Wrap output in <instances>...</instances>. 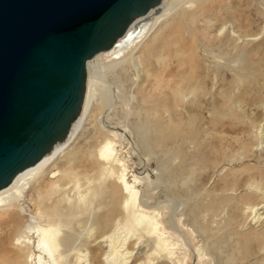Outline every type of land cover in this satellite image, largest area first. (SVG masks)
<instances>
[{
	"label": "rangeland",
	"instance_id": "374dc122",
	"mask_svg": "<svg viewBox=\"0 0 264 264\" xmlns=\"http://www.w3.org/2000/svg\"><path fill=\"white\" fill-rule=\"evenodd\" d=\"M173 2L147 37L96 61L82 125L16 213L30 223L39 210L67 208L53 188L66 185L76 202L102 184L103 205L94 210L105 217L116 198L128 197L122 174L138 193V211L159 225L153 234L143 225L121 232L132 253L127 264H264V0ZM110 142L118 162L111 165L102 156ZM83 218L78 250L61 264H105L109 250L93 221L106 220ZM14 232L0 224V264H39L37 237L32 257Z\"/></svg>",
	"mask_w": 264,
	"mask_h": 264
},
{
	"label": "water",
	"instance_id": "95a60500",
	"mask_svg": "<svg viewBox=\"0 0 264 264\" xmlns=\"http://www.w3.org/2000/svg\"><path fill=\"white\" fill-rule=\"evenodd\" d=\"M163 0H0V191L70 136L88 62Z\"/></svg>",
	"mask_w": 264,
	"mask_h": 264
},
{
	"label": "bare ground",
	"instance_id": "6f19581e",
	"mask_svg": "<svg viewBox=\"0 0 264 264\" xmlns=\"http://www.w3.org/2000/svg\"><path fill=\"white\" fill-rule=\"evenodd\" d=\"M179 1L181 0H174L172 6L176 5V3L180 4ZM166 3L167 0H163L161 5L158 7L160 8L159 13L156 12V9H153L147 15L137 19L129 28L128 32L117 42L114 48L97 55L93 60L88 62L87 91L84 107L81 116L73 126L69 138L64 143L57 145L54 148L53 152L42 159L36 166L31 167L17 175V177L12 180L11 184L8 187L0 191V209H2L0 214V224L2 226L8 227L11 230L14 229L16 244L20 245L21 247L24 246L28 250L29 255L32 257H34V255L32 249H30L29 247V243L34 236L37 237L38 243L36 249L41 253L38 258L39 264H46L43 257L45 255L51 260L52 264H61L63 259L68 257L71 252L78 250L76 246L78 238L75 232L78 223V216H82L88 221H90V219L93 217H100L99 219L105 218V223H103V221L100 223H94L93 221L95 229L103 232L104 236L101 242L107 244L106 246L109 250L104 261L105 264H127L128 260L126 259H129L131 257L132 253L127 251V239H122L124 238L121 236L122 231L127 230L129 233H132V231H138V229H140L142 225L143 227L145 226L144 230L146 233L153 234L157 231V227L159 226L157 221L154 218L138 211V193L132 186H129L127 184L124 175L122 174L121 178L119 179L124 182L125 191L127 192L128 197L126 198V200H124V202L120 201L119 198H116L110 205L109 214L105 217H101L99 216V214H96V216V212L94 210L96 207H98V213L103 205L101 203L102 201L100 202V197H102L103 195V189L101 188L102 184L101 186L99 185V187L96 186L87 189L86 195L84 194L85 196H82L83 198L79 199V201L76 202H74L70 197V190L69 192L66 190V185L53 188V193H56V195L59 194L62 197L61 201L59 200L60 204H65L67 208L61 210L58 209L57 206L54 209L39 210L37 214L31 217L30 223H24L23 219L17 215L16 203L21 202L25 198V193L28 189L31 188L32 181L44 171V169L50 164L51 161H53L56 157L63 153V151L72 141V138L75 135L78 126L82 125V122L89 110L90 104L93 99V94L90 91V88L92 86L90 78L91 76L95 75L94 65L96 61H98L105 55L116 53L117 49L124 43V41L128 43L125 51L129 50L133 47L134 44L139 43L146 36V32L149 34L151 31L156 29V27H158L160 23L170 17V14L172 12V9L170 7L164 10L162 9L164 6H166ZM103 101L105 102V96ZM102 156L108 161V164L111 165L112 160H114L115 156V145L112 142H110L105 147ZM114 163L118 162L114 160ZM111 172L112 174L114 173L113 170ZM73 176L74 174L66 176L67 178H69L68 184L73 181ZM75 181L76 183L74 185H76L78 188L80 186V180L78 178H75ZM8 190H14L15 193L11 195L7 200L1 198L2 195ZM78 196L79 195H77V197ZM56 204L58 205V203ZM258 210L259 209L257 208H252L251 211L255 215L253 219H259V217H256L259 216L257 213ZM119 215H123V217L116 220V217H118ZM37 220H39L40 222H37ZM71 225L74 226L71 227ZM64 227H71V231L64 233ZM157 243L161 246L160 248H162V250H165L168 247V242L162 239L160 236L157 237ZM82 261L84 263L88 262L87 255L83 256Z\"/></svg>",
	"mask_w": 264,
	"mask_h": 264
}]
</instances>
